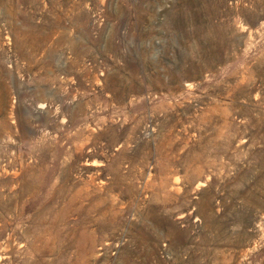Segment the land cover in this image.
<instances>
[{"label": "rangeland", "instance_id": "374dc122", "mask_svg": "<svg viewBox=\"0 0 264 264\" xmlns=\"http://www.w3.org/2000/svg\"><path fill=\"white\" fill-rule=\"evenodd\" d=\"M0 264H264V0H0Z\"/></svg>", "mask_w": 264, "mask_h": 264}]
</instances>
